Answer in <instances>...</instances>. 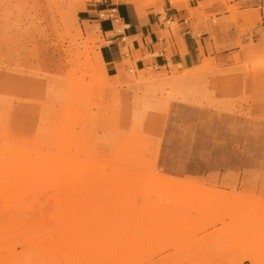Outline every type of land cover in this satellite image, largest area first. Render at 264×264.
Segmentation results:
<instances>
[{
	"label": "rangeland",
	"instance_id": "obj_1",
	"mask_svg": "<svg viewBox=\"0 0 264 264\" xmlns=\"http://www.w3.org/2000/svg\"><path fill=\"white\" fill-rule=\"evenodd\" d=\"M93 1L0 0V264H264V42L111 76Z\"/></svg>",
	"mask_w": 264,
	"mask_h": 264
},
{
	"label": "crops",
	"instance_id": "obj_2",
	"mask_svg": "<svg viewBox=\"0 0 264 264\" xmlns=\"http://www.w3.org/2000/svg\"><path fill=\"white\" fill-rule=\"evenodd\" d=\"M256 3L264 7V0ZM110 9L114 19L100 16ZM226 9L222 0L169 2L162 11L127 0H97L80 10V18L97 27L101 41L98 58L107 74L116 76L127 56L135 59L137 68L167 71L177 65L189 68L200 64L201 50L204 56L227 61L233 52L240 51L239 44L250 39L264 42L263 10L258 22L254 17L232 19Z\"/></svg>",
	"mask_w": 264,
	"mask_h": 264
},
{
	"label": "built area",
	"instance_id": "obj_3",
	"mask_svg": "<svg viewBox=\"0 0 264 264\" xmlns=\"http://www.w3.org/2000/svg\"><path fill=\"white\" fill-rule=\"evenodd\" d=\"M241 1H246V0H241ZM100 16L105 17L107 19H114L115 18L114 10L113 9L105 10L100 13Z\"/></svg>",
	"mask_w": 264,
	"mask_h": 264
}]
</instances>
